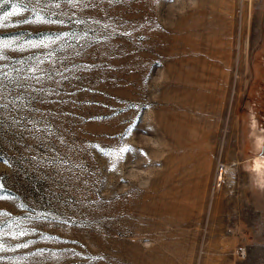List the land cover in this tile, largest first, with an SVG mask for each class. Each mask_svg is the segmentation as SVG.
<instances>
[{
	"label": "rangeland",
	"instance_id": "1",
	"mask_svg": "<svg viewBox=\"0 0 264 264\" xmlns=\"http://www.w3.org/2000/svg\"><path fill=\"white\" fill-rule=\"evenodd\" d=\"M6 16L0 264H264V0Z\"/></svg>",
	"mask_w": 264,
	"mask_h": 264
},
{
	"label": "snow or ice",
	"instance_id": "2",
	"mask_svg": "<svg viewBox=\"0 0 264 264\" xmlns=\"http://www.w3.org/2000/svg\"><path fill=\"white\" fill-rule=\"evenodd\" d=\"M68 2H73L74 3V0H68ZM22 6V5H21ZM20 9L19 8H16L15 9V12H18ZM14 13H9V15H13ZM7 20V16L4 17V20L3 21H0V26H3V23L4 21ZM23 23H46V24H51V23H59V24H62L63 21H56V20H51V19H44L43 17L37 15L36 18L34 20H24L22 21ZM41 44H43V41H41ZM41 44H32V45H29V47H40ZM45 47H47L46 44H44ZM3 48H9L11 47V44L9 42H5L3 45H2ZM0 58H4L3 57V52H0Z\"/></svg>",
	"mask_w": 264,
	"mask_h": 264
},
{
	"label": "bare ground",
	"instance_id": "3",
	"mask_svg": "<svg viewBox=\"0 0 264 264\" xmlns=\"http://www.w3.org/2000/svg\"><path fill=\"white\" fill-rule=\"evenodd\" d=\"M205 93V92H204ZM203 95H205V94H203ZM206 96V95H205ZM224 96V95H223ZM209 102V101H208ZM204 103V102H203ZM210 103V102H209ZM223 103H224V101H223ZM206 104V103H205ZM203 106V108L205 107L206 108V106H207V104H206V106L204 105V104H202V101L199 103V108L200 107H202ZM212 106V105H211ZM208 107H209V105H208ZM210 108V107H209ZM213 108V107H212ZM207 109V108H206ZM211 109V108H210ZM214 109V108H213ZM212 109V110H213ZM209 110V109H208ZM214 113H219L220 114V117H222V115L224 116V109H223V106L221 107V109L220 108H218V109H215L214 110ZM194 136V135H193ZM209 139V138H208ZM193 140V139H192ZM196 141V140H195ZM200 141V140H199ZM228 143H230V139L228 138V141H227ZM257 163V162H256ZM257 170H264V162H258L257 163Z\"/></svg>",
	"mask_w": 264,
	"mask_h": 264
}]
</instances>
